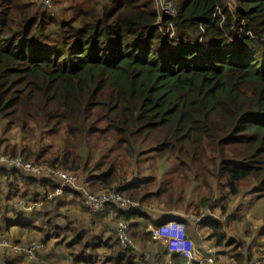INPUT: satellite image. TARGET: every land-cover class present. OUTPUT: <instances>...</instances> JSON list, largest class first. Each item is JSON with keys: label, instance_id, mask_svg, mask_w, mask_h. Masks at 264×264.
<instances>
[{"label": "trees", "instance_id": "1", "mask_svg": "<svg viewBox=\"0 0 264 264\" xmlns=\"http://www.w3.org/2000/svg\"><path fill=\"white\" fill-rule=\"evenodd\" d=\"M39 1L0 0V117L22 134L49 128L58 138L7 154L30 149L37 163L78 171L96 192L113 189L137 202L129 211L108 206L130 227L147 221L153 203L165 216L159 222L179 212L175 201L185 199L175 200L176 179L207 183V196L186 201L194 213L216 190L264 197V0H170L175 13L161 17L154 0H52L50 10ZM94 144L109 145L93 158ZM149 152L174 158L175 174L159 181L150 172H124L127 157L137 162ZM20 173L0 168L12 184ZM22 177L42 188L26 191L31 200L45 196L46 185L54 189L52 180ZM61 198L20 218L11 211L8 226L22 229L17 243L36 232L39 252L63 231L61 258L87 263L101 240L53 222L48 203ZM240 207L223 211L230 220ZM200 225L218 244L225 240L218 221ZM125 254L117 248L115 264ZM24 255L0 252V264H41Z\"/></svg>", "mask_w": 264, "mask_h": 264}, {"label": "crops", "instance_id": "2", "mask_svg": "<svg viewBox=\"0 0 264 264\" xmlns=\"http://www.w3.org/2000/svg\"><path fill=\"white\" fill-rule=\"evenodd\" d=\"M20 177H22V173H20L19 177L16 175L14 184H12L11 181H7V175L0 176V193L1 191H8V194H11L14 189L18 190L17 195H25L28 190L31 192L30 188L32 184L21 182ZM45 189H50V185H46ZM36 190H40V187H37ZM67 194L68 191L63 193V195ZM13 195L14 194H12L11 197ZM63 197L64 196H62V198ZM8 207L7 205L5 221L0 223V232L6 233L7 235L9 234L12 239L14 238L15 240L9 239L16 242L19 239L21 240L19 233H21L20 231L22 229L16 225L8 226L9 216L12 213L11 211L9 212ZM59 207H57L54 213H61L62 210L66 211L70 215L69 221H72L74 226L79 227V230H82V228L89 230V234L92 238H99L101 240V244L96 248V252L90 254L91 260L87 263H85L84 260H80L77 264H115L113 257L114 251H116L117 248L126 251L122 259L123 261L120 264H161L169 260L175 264H180L182 262V258L177 254L156 252V245L149 231L150 225L161 223L159 221L165 217L162 216L163 212H161L160 208L157 206L151 205V209L147 211L149 215L147 221L140 220L139 227L129 226L128 233L132 242L130 246L126 247L122 246L119 241L115 240L113 237V228L115 224L119 219L124 218L117 217L115 209L111 208V206L98 214H94L96 217L92 216L90 218H88V214L84 212L83 209H78L75 206H70L71 208L69 210L62 205H59ZM247 217L250 216H244L242 212L240 213L239 209L238 212L230 218L228 224L219 225L225 238L220 244H218L212 236V229L208 225L199 226L202 229V231H200L202 236H200L195 231L193 222H189L183 218L181 219L184 224L187 221L185 224L186 232L193 240L198 250L204 251L205 248L211 247L214 251L216 260L220 262V264H245V257L247 255L254 258L255 256H260L262 252H264V223L252 217L247 219ZM234 218H236V220L233 222ZM252 220L262 224L259 232H256L257 230L253 231ZM128 221L131 223L130 220ZM213 221L217 222L216 220ZM262 221H264V216H262ZM67 225L69 226V224ZM48 253L51 252L46 247L45 254ZM57 253L58 252L53 254L57 255ZM66 262L68 264H73L69 261Z\"/></svg>", "mask_w": 264, "mask_h": 264}, {"label": "rangeland", "instance_id": "3", "mask_svg": "<svg viewBox=\"0 0 264 264\" xmlns=\"http://www.w3.org/2000/svg\"><path fill=\"white\" fill-rule=\"evenodd\" d=\"M154 1H155L157 8H160L161 6H163L164 1H161V0H154ZM219 1H220V4L223 6L226 5L228 3V1L232 2V0H219ZM39 2H41V0ZM50 2H51V0H50ZM174 7H175V5H174ZM51 8H53L52 3L50 5V7L45 8L44 10H50ZM163 8L166 9L168 12H173L172 6L169 4H165L163 6ZM34 133H38V134L35 137H34V134L32 135L31 133H27V132H24L22 134L17 126H15L13 123L8 121L7 119L0 117V154L2 152H6L3 154H7L11 149H15L16 152H18V150L23 145H26L28 147L29 146L31 147L32 144H37L38 147H43V146H47V145H51V144L53 145V143H55L57 141V138H58V136H56L54 133H52L49 130V128H39V129L36 128L34 130ZM64 133H65V131L62 130L58 133V135H63ZM41 141H42V144H40ZM55 145H57V144H55ZM108 145L109 144H97V145L94 144V145H92L93 147H92L91 153H90L91 156H93V158L98 157L99 152H100L99 150L103 147L108 146ZM29 150H27V152L22 156H24L25 158H28V157H26V154L27 155L30 154ZM30 151L32 152V150H30ZM30 155H31V157L28 159L29 160H35V153H32ZM125 163H126V165L123 168L125 173L129 174V172H131L133 174H136L138 172L141 174L142 173L148 174V172H150L151 174H155L159 181H161L160 179L166 180L167 178H170L172 175L175 174V173L173 174L175 159L174 158H165V157L160 158L157 155H155L154 152L145 153V154L139 156L137 162H134L133 158L127 157L125 159ZM7 171H12V170H7ZM20 181L25 182L23 177H20ZM35 189L36 188L33 186H31V188H30L31 191H35ZM89 189L91 191L93 190V192H96L92 187H90ZM208 190L209 189L207 187V183L205 181L200 180V179L197 182H193V181L185 182L183 179H176L175 180V192H174L175 200H176V197H179V196H182V198L185 199V201H182V202L181 201H175V205H177V206L174 208L178 209L177 210V211H179L178 215L180 214L181 217L185 218V220H189L188 215L190 213L196 212V210L190 211L189 209H192V208H188V209L185 208L187 206L186 201L187 202L188 201L198 202L199 196L206 195L208 193ZM17 191H18L17 189H14L11 192V194H8V191H1V193H0V223L5 221V218H6L5 212L7 209V205L9 206L8 207L9 212L10 211L17 212V210H18ZM6 193H7V195H6ZM12 194H14V195L11 197ZM62 196H64V197L61 198L60 201H57L55 203L54 202L48 203V204H50L49 205V208L51 209L50 214L53 216V218H54L53 222L55 224H58L59 226H64L66 224H69L68 228L70 230L72 228H79L77 226H74L72 224V221H69L70 215L66 211L62 210L61 213H54L55 210H57V207H59V205H62L63 207H67V210H69L71 208L70 206H75L78 209L79 208L83 209V211L88 214V218L95 216L93 213L88 212L86 210V208L83 207V205L80 202L79 197L73 195L70 192H68L67 195H62ZM253 196L250 195L249 193H247L246 195H241V192H240L239 195L231 197L225 193H221V192L216 190L213 192L212 198L208 200L209 202H207V205H206L207 206L206 208H207V210H209V213H210L209 217L212 218L213 220H217L219 222L220 226H222V224H226L229 220V217H231V216L228 217V215H226V213H224L223 207L225 205L226 209H227L229 206H233V203L235 202L236 204H241L240 213L242 212V214L244 216L249 215L253 219L261 220V223H264V221H262V216H264V197H260L261 199L260 198L256 199V197L253 198ZM24 197L30 199L29 196H26V194L24 195ZM152 206L160 207L157 203H153ZM236 208H239V206H236ZM202 210L203 209L198 211V213H200ZM220 211L222 213H220ZM22 215H24V214H22ZM222 216H225V218H227V220L225 221L223 219L222 221H220V218ZM209 217H207V219ZM250 217H247V219H250ZM28 218L29 219L27 221H29V223L35 224V223H32L33 221L30 219V216ZM235 220H236V218L233 219V222ZM255 220H252L253 231L257 230L256 232H259L261 230L262 224L255 221ZM185 228H186V225H185ZM199 231H202V229L200 227H199ZM58 234H59L58 235L59 237H55V236L52 237V239L50 240V242L47 245V248L49 249V251L51 253L45 254V251H42V252L38 251L37 252V254H39L41 257H43V259H45L47 261H53V264H58L60 262L59 259L61 257H66V253H67V248L65 246V243L62 241L63 240L62 239L63 231H59ZM34 235H38V234L36 232H34L32 234H30V232H27V234H25V237L26 238H32L30 240H36V239H34L35 238ZM20 236L22 237L23 234L22 235L20 234ZM113 237H114V235H113ZM5 238L12 239V237L9 234L8 235H0V239H5ZM156 249H157L156 252L160 253V249L157 245H156ZM56 252H58L57 255H54L53 253H56ZM247 256H249V255H247ZM261 256H264V252H262ZM2 259L3 258H1L0 260H2ZM61 262L63 264H68L66 262V260L63 258H61ZM151 262H154V261H151ZM72 263L77 264L75 262H72ZM42 264H46V263L44 261H42Z\"/></svg>", "mask_w": 264, "mask_h": 264}, {"label": "built area", "instance_id": "4", "mask_svg": "<svg viewBox=\"0 0 264 264\" xmlns=\"http://www.w3.org/2000/svg\"><path fill=\"white\" fill-rule=\"evenodd\" d=\"M161 1H164L163 6L165 4L171 5L169 0ZM41 6L43 8L49 7L50 0H41ZM163 6L160 7L161 15L174 13V11L168 12ZM0 168L21 171L26 175L38 178H50L59 184V187L54 192L47 193L39 200H31L24 197L19 198L17 202L18 210L15 213V218H19L24 213L31 212L32 209L34 210L35 207L40 206L44 201L51 200L55 195L60 194L65 187L76 190L82 201L83 207L93 214H98L104 211L110 204H114L116 208L125 211L138 208L137 202L115 190H105L99 193L89 191L77 173L66 171L57 165L37 164L24 159L22 156L0 154ZM206 207H204L200 213H190L188 215V221L193 222L195 231L200 236L202 235L199 231V226L201 222L205 221L210 215L209 210H207ZM168 214L171 219L162 223L150 225L149 229L151 237L159 247L160 252L177 254L182 258L180 264H220V262L216 260L214 251L211 247L205 248L204 251L198 250L195 243L186 232L185 224L181 219L183 217H181L180 214L178 215L176 210H170ZM223 219L225 221L227 220L225 216H222L220 221ZM128 229L129 222L125 219H119L113 229L115 239L124 247L130 246L132 242ZM40 247L41 242L37 240H29L25 243L17 244L8 238L0 239V252H22L27 259L33 258L41 263L44 261L46 264H53V261L44 260L39 254H37ZM161 264L175 263L169 260ZM246 264H264V256L254 258L252 256H247Z\"/></svg>", "mask_w": 264, "mask_h": 264}, {"label": "clouds", "instance_id": "5", "mask_svg": "<svg viewBox=\"0 0 264 264\" xmlns=\"http://www.w3.org/2000/svg\"><path fill=\"white\" fill-rule=\"evenodd\" d=\"M170 1V0H169ZM51 3H52V0H51V2H50V5H51ZM170 3H171V6H172V8H173V11H174V13H175V7H174V4H173V2H171L170 1ZM50 7V6H49ZM43 8V7H42ZM46 8H48V7H46ZM160 10H161V8H157V6H156V12L158 13V15L161 17V16H164V15H161V12H160ZM1 154H3V153H1ZM6 155H10V154H6ZM10 156H14V155H10ZM15 156H22V155H15ZM24 159H26L24 156H22ZM26 160H28V161H32V162H34V163H37V162H35L34 160H29V159H26ZM37 164H47V163H37ZM47 165H50V164H47ZM52 166H54V165H52ZM57 166H59V165H57ZM60 168H62V169H64L63 167H61V166H59ZM64 170H66V171H70V172H75V173H77L80 177H81V179H82V181H83V183L87 186V188L89 189V186H88V184H87V182L85 181V177L80 173V172H78V171H72V170H68V169H64ZM13 171H16V170H13ZM21 172V171H20ZM31 177H33V176H31ZM33 178H36L38 181H41V180H51V179H47V178H38V177H33ZM35 180V179H34ZM37 180H35L37 183H38V181ZM52 181H54V189H47V193H50V192H54L58 187H59V184H58V182H56L55 180H52ZM39 187H40V185H39ZM40 189H42L41 187H40ZM106 190H113V189H106ZM65 191H69L70 193H72L73 195H75V196H77V197H79V194H78V192L76 191V190H73V189H71V188H67V187H65L63 190H62V192L60 193V194H58V195H55V196H62L63 195V193L65 192ZM89 191H91L90 189H89ZM102 191H105V190H101V191H98V192H93V191H91V192H93V193H99V192H102ZM46 193V194H47ZM74 193H76V194H74ZM79 199H80V197H79ZM80 201H81V199H80ZM81 203H82V201H81ZM111 205V204H110ZM109 206V205H108ZM107 206V207H108ZM117 209H119V208H117ZM120 210H122V209H120ZM125 211V210H124ZM129 211V210H128ZM21 217V216H20ZM19 217V218H20ZM126 220V219H125ZM128 221V220H127ZM129 222V221H128ZM162 223V222H161ZM261 256V255H260ZM259 257V256H258ZM45 260V259H44ZM59 261H60V263H62L61 262V258L59 259ZM42 264V263H41ZM63 264V263H62ZM245 264H246V258H245Z\"/></svg>", "mask_w": 264, "mask_h": 264}]
</instances>
